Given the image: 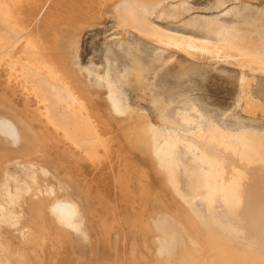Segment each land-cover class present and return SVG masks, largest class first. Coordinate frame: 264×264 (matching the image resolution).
Wrapping results in <instances>:
<instances>
[{"label": "bare ground", "instance_id": "obj_1", "mask_svg": "<svg viewBox=\"0 0 264 264\" xmlns=\"http://www.w3.org/2000/svg\"><path fill=\"white\" fill-rule=\"evenodd\" d=\"M175 1L0 0V173L21 162L9 199L0 195V264H264V189L255 188L264 140L250 136L239 158L227 143L220 153L215 133L196 130L207 168L188 201L173 189L177 131L125 105L119 86L101 94L82 68V38L107 16L172 45L152 19L189 2ZM129 44L117 56L133 76L147 81L167 60L161 48ZM156 88L166 102L180 99L181 128L193 125L185 92Z\"/></svg>", "mask_w": 264, "mask_h": 264}, {"label": "rangeland", "instance_id": "obj_2", "mask_svg": "<svg viewBox=\"0 0 264 264\" xmlns=\"http://www.w3.org/2000/svg\"><path fill=\"white\" fill-rule=\"evenodd\" d=\"M178 7H171L170 11L174 12L169 15L163 11L167 9L164 7L159 13L166 15L152 19L163 37L173 41L172 45H164L137 29L125 32L115 17L107 16L105 26L85 32L81 57L88 81L101 94L111 85L119 86L125 93L122 96L125 105L129 102L132 108L147 111L153 123L177 131L174 134L177 145L173 153V189L192 201L202 191L207 168V162L200 160L202 153L194 149L196 130L215 133L220 153L227 145H233L240 151L239 158L251 151L243 145L251 143L252 136H259L258 145L264 140V0H189L186 9ZM179 10L181 14L186 13L174 16ZM125 41L136 47V51L140 41L161 48L168 53L167 60L149 80L144 79L145 82L128 72L127 63L122 62L124 58L117 56ZM140 57L137 58L136 52V61L150 62L146 53ZM119 73L124 78L128 76L129 81L118 78ZM157 85L164 90L169 87L175 97L185 92L184 111L193 125L181 128L180 99L175 103L166 102L163 94L156 91ZM205 142L201 139L198 144ZM221 163L222 167L227 165L222 176L226 169L231 174L229 161ZM20 164L17 162L0 173V195L6 200L14 189L16 177L21 175ZM35 171L39 170L35 168ZM228 173L224 178L230 177ZM255 188L263 190L264 182ZM257 208L262 210L264 203ZM218 254L228 258L222 245H218Z\"/></svg>", "mask_w": 264, "mask_h": 264}]
</instances>
